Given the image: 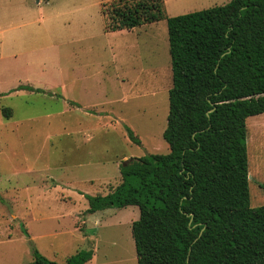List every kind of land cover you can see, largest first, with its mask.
<instances>
[{
	"label": "rangeland",
	"instance_id": "rangeland-1",
	"mask_svg": "<svg viewBox=\"0 0 264 264\" xmlns=\"http://www.w3.org/2000/svg\"><path fill=\"white\" fill-rule=\"evenodd\" d=\"M6 1L0 0V264H33L35 248L58 263L99 248L100 262L138 264L132 224L139 208L108 209L81 242L75 223L81 227L78 213L89 206L81 195L112 192L122 182L118 162L170 152L163 139L173 86L166 18L231 0H164L159 22L114 32L107 23L119 0ZM262 127L264 114L248 118L252 207L264 206V130L255 147L252 140ZM255 169L260 174L252 177Z\"/></svg>",
	"mask_w": 264,
	"mask_h": 264
},
{
	"label": "trees",
	"instance_id": "trees-1",
	"mask_svg": "<svg viewBox=\"0 0 264 264\" xmlns=\"http://www.w3.org/2000/svg\"><path fill=\"white\" fill-rule=\"evenodd\" d=\"M164 7V0H119L107 31L157 23ZM166 21L173 86L163 139L170 152L123 162L112 192L84 195L86 213L138 207V264H264V206H251L247 146L248 118L264 114V0H231ZM33 255V264H60L36 248ZM93 256L80 250L64 264Z\"/></svg>",
	"mask_w": 264,
	"mask_h": 264
},
{
	"label": "crops",
	"instance_id": "crops-1",
	"mask_svg": "<svg viewBox=\"0 0 264 264\" xmlns=\"http://www.w3.org/2000/svg\"><path fill=\"white\" fill-rule=\"evenodd\" d=\"M6 1V0H5ZM7 2V1H6ZM0 14H3V13H0ZM2 17H5L4 15H1ZM122 31H124V30H122ZM5 33V31L4 30H1L0 29V34L2 35V34H4ZM0 44H2V42H0ZM75 102V101H74ZM99 116V115H98ZM117 120H119V121H121V119L120 118H117ZM264 130V128L262 127V128H259L256 132L254 131V133H253V135H252V140H253V144H254V147H255V145H256V142L258 143V138H259V135H260V130ZM91 140H92V138L91 137H89ZM248 141H249V136H248ZM131 159V158H130ZM128 161V160H127ZM125 162V161H124ZM117 166L119 167V171H120V164H119V162H118V164H117ZM250 173H251V171H250ZM255 174H257V175H259L260 174V171L257 169H255V171L253 172L252 171V177H254V175ZM120 176H121V173H120ZM119 178H121V180H122V177H119ZM118 186V185H117ZM117 186H115V187H117ZM108 193V192H107ZM110 193V192H109ZM107 195V194H106ZM82 197H84V195H81ZM85 198V197H84ZM88 202V201H87ZM89 209V206L87 207V208H84V209H82V210H80L79 211V213H78V215H83L82 216V218H84L83 220H82V225H81V227L78 225V224H80V223H78L79 221V219L77 218L76 219V223H75V225L77 226V228L79 229V231L80 232H82L83 233V240L81 241V242H85V240H89V237L86 235V233H85V230L86 229H89V227H95V228H97V227H99L100 226V224H101V216H100V214H103L104 212H107V210H105V211H101V212H96V213H94V214H88V213H86V211ZM84 213H85V215H84ZM80 242V243H81ZM93 250H94V256H93V258H92V260H90L88 263H86V264H107L106 262H104L103 260L100 262V258H99V248H93ZM80 250H76V252H72L73 254H66L67 255V257L65 258V260L63 261V262H61L60 264H64V263H66V261H67V259L69 258V257H71L72 255H74V254H76V253H78ZM58 263V262H57Z\"/></svg>",
	"mask_w": 264,
	"mask_h": 264
},
{
	"label": "water",
	"instance_id": "water-1",
	"mask_svg": "<svg viewBox=\"0 0 264 264\" xmlns=\"http://www.w3.org/2000/svg\"><path fill=\"white\" fill-rule=\"evenodd\" d=\"M125 164V163H124ZM251 177L249 176V179H250Z\"/></svg>",
	"mask_w": 264,
	"mask_h": 264
}]
</instances>
